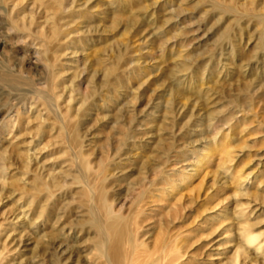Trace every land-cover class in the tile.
Returning <instances> with one entry per match:
<instances>
[{
  "label": "rangeland",
  "instance_id": "374dc122",
  "mask_svg": "<svg viewBox=\"0 0 264 264\" xmlns=\"http://www.w3.org/2000/svg\"><path fill=\"white\" fill-rule=\"evenodd\" d=\"M0 9V249L25 235L27 208L26 231L39 218L37 234L70 232L64 264H91L105 203L120 221L140 207L143 237L182 238L190 264H231L239 223L264 234V0H0ZM225 209L227 219L208 218ZM33 245L9 264L41 254L50 264Z\"/></svg>",
  "mask_w": 264,
  "mask_h": 264
},
{
  "label": "bare ground",
  "instance_id": "6f19581e",
  "mask_svg": "<svg viewBox=\"0 0 264 264\" xmlns=\"http://www.w3.org/2000/svg\"><path fill=\"white\" fill-rule=\"evenodd\" d=\"M3 13L4 12H2V10L0 9V24H1V22L4 21ZM0 29H1V25H0ZM227 40H228L227 33L222 34V36L220 37V42L221 41H227ZM2 45H4V41L0 38V46H2ZM45 52L48 53L49 52L48 49H46ZM34 53L35 54L38 53L37 50H34ZM35 59L38 60L39 58L36 57ZM139 68H140V66H139ZM118 78L119 77H117V79ZM11 80L13 81L14 79H11ZM20 80H21V77H20L19 81ZM112 81H114V80H112ZM177 82H178V80H177ZM18 83H23V82H18ZM17 87L20 88L22 91H26L25 93H21V94H23L25 96H31L30 95V92H32L31 89L25 88V87L21 88L22 86L20 84ZM56 87H58V86H54L51 89V95H53V93H54L55 101H56L55 97L57 95ZM16 95H18V94L16 93ZM5 96H7L8 98H13L12 96L10 97L9 94H7V95L5 94ZM33 99L35 100L36 96ZM49 103L52 104V106H53L52 110L56 111V114L58 115V113H60L59 112V107H61V106L57 102L53 103L50 97H49ZM68 106H70V105H68ZM167 108H169V107H167ZM2 110H4V108H0V112ZM52 110H51V112H53ZM40 111H42V110L39 109L37 112H40ZM70 112H71V106L68 107L67 112L64 113L65 116H68V114ZM42 114L45 115L46 113L43 112ZM53 115H54V113H53ZM54 117L56 118L55 115H54ZM28 119H29V117H25V118L22 117L20 120H18V122L19 123H21L22 121L30 122V121H27ZM48 120H49V117H47V119L45 121H48ZM63 129L64 128H62V130ZM229 153H231V152H229ZM78 159L80 161L79 157H78ZM81 160H83V159H81ZM83 162H84L83 164H85L88 167V163L85 162V160ZM185 179L187 181H189L191 179V175L190 176H186ZM237 179L239 180L237 182L239 187L246 186V184H245L246 182L242 178H237ZM51 189L52 188L50 187V190ZM29 191H30V189H29ZM40 191H42V190H40ZM40 191H38V193H43V192H40ZM156 191H159L158 195L162 196L161 194L163 192V189L162 190L158 189ZM33 192H34V190H33ZM242 194L243 195H247L248 193L247 192H242ZM48 196H49V194H48ZM102 197H104V196H102ZM44 199H45V196H44ZM36 200H34V201H36ZM180 200H182V199H180ZM43 202H46V200L43 201ZM103 202H104V200H103ZM34 204H36V203H34ZM38 205H39V203H38ZM103 205H104V207L103 206L102 207L105 210L104 212H106L107 216H109V219L107 220V218H105L107 220V222L101 228V231L99 232V236L96 238L97 240H96L95 244L93 245L94 252H93L91 257H88L90 259V263L91 264H190V260L187 257V251H185V241L182 243V241H183L182 238L173 237V235L171 233H167L165 230L163 231L162 229L158 230V232L155 235V238H154L153 242L148 240L147 237H146L147 239L145 237H143L144 234H142V232L140 231L143 228L142 227L143 225H141L142 221L140 219L141 214L143 213V211H142V209L140 207H139V209H140L139 210V214L136 213L134 219L127 220V221H125V220H121L120 221L119 217H117L115 215H112V209L110 208V206L108 204L105 203ZM181 205H182V203H181ZM26 209L24 211L25 213L23 211H21V212L24 213L23 217H25V219L27 220V218L29 217V212L27 214V210ZM43 210H44V208H43ZM176 210H174V211L176 212ZM226 210H228V209L221 210L222 212H220V213L217 212L216 214H214V215H212L211 217H208V218H212V220H214L215 216L216 217H224L225 216L224 218L227 219L228 216H226L224 214L225 212H227ZM92 212H94V211L92 210ZM247 212H248L247 205H244L243 203H239L238 204V209L235 208V210L233 212V215H234L235 218L240 220L242 216L247 215ZM35 213H37V212H35ZM221 213H223V214H221ZM42 214H43V211H42ZM20 216H22V215L20 214ZM20 216H19V214L15 215L14 219L15 218L19 219ZM50 216H51V214H50ZM33 218L35 219V217H33ZM121 218H122V216H121ZM38 219H36L37 222H35L34 220H30V221H33L31 223V225L33 224V228L30 229V230H27V231H26V228L29 225V221L25 220V235L21 231V232H17V235H20L19 238H17V239H12L11 238V241L13 240L12 243H15L14 244L15 245L14 250L9 249V246L12 243L11 244L7 243V240H8L9 237H11V234H9V235L6 234L7 235L6 236V240L3 239L5 241H3L1 249H0V264H9L10 263L9 259H11V258L12 259H20L17 256V253L13 254V252L18 251V250H20V249H22L24 247H25V250H26L27 247H29L32 244H34L32 249H31L34 252V255H33L34 259L38 257L37 254H36V251L38 250V248L40 247V244H41V245H44V251L47 252V254L48 253L51 254V256H50V264H64L65 263L63 261L64 255L68 254V250L70 249V247L75 245V244L73 245L72 243H70L69 240H68V235H70V232L69 233H67V232L66 233L65 232L64 233L63 232L59 233L60 230H58V227L56 225V222H58L57 221L58 220V216H57V220L54 221L52 229L55 230V231L58 230V232H55V233L53 232L51 234L49 233L50 235H48L47 233L37 234V231H41L42 228H40V227H42V225H43V224L41 226L38 225L39 224L38 223ZM6 222L8 223V220ZM47 222H48V220H47ZM23 226L24 225H22V224H17L15 226V229L23 230ZM92 226L99 228V226H97V225L95 226L94 224H92ZM236 227L238 229V240H239V242L237 240V243L234 244L235 250H234V253H233V256H232L231 264H245V263H247V264H250V263L255 264L256 261H258V260L260 262L264 263V234L253 231L248 224L239 223L238 226H236ZM82 228H83V226H82ZM1 229H3L2 222L0 224V237L3 235V233H1ZM5 230H6V228H5ZM12 231H13V233L16 232V230H12ZM150 233H154V232H150ZM11 241H9V242H11ZM250 255H253V256H250ZM40 256L41 257H38L39 259L33 260L32 264H46L45 256L42 255V254ZM42 256H44V257H42ZM11 263L12 264H22L23 260H22L21 263L20 262H16L15 263L14 260H11Z\"/></svg>",
  "mask_w": 264,
  "mask_h": 264
}]
</instances>
